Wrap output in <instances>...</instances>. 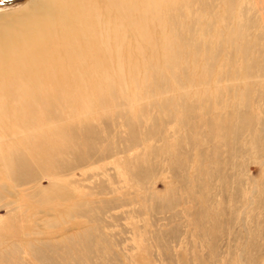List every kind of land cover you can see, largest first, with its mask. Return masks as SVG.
I'll use <instances>...</instances> for the list:
<instances>
[{
  "label": "rangeland",
  "instance_id": "374dc122",
  "mask_svg": "<svg viewBox=\"0 0 264 264\" xmlns=\"http://www.w3.org/2000/svg\"><path fill=\"white\" fill-rule=\"evenodd\" d=\"M211 2L178 15L201 24ZM247 42L141 72L90 118L43 108L26 126L58 130L0 167V264H264V42Z\"/></svg>",
  "mask_w": 264,
  "mask_h": 264
},
{
  "label": "bare ground",
  "instance_id": "6f19581e",
  "mask_svg": "<svg viewBox=\"0 0 264 264\" xmlns=\"http://www.w3.org/2000/svg\"><path fill=\"white\" fill-rule=\"evenodd\" d=\"M203 1L0 0V167L22 136L58 130L54 121L26 126L45 121L43 108L90 118L100 97L141 87V72L198 70L207 43L243 58L248 40L264 42V0H212L206 8L220 11L201 24L178 15Z\"/></svg>",
  "mask_w": 264,
  "mask_h": 264
}]
</instances>
